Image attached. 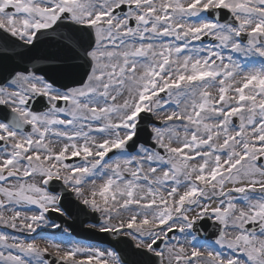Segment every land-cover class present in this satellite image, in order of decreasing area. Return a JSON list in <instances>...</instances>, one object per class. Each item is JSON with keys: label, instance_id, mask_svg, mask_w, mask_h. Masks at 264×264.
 I'll list each match as a JSON object with an SVG mask.
<instances>
[{"label": "snow or ice", "instance_id": "1", "mask_svg": "<svg viewBox=\"0 0 264 264\" xmlns=\"http://www.w3.org/2000/svg\"><path fill=\"white\" fill-rule=\"evenodd\" d=\"M0 264H264V0H0Z\"/></svg>", "mask_w": 264, "mask_h": 264}, {"label": "water", "instance_id": "2", "mask_svg": "<svg viewBox=\"0 0 264 264\" xmlns=\"http://www.w3.org/2000/svg\"><path fill=\"white\" fill-rule=\"evenodd\" d=\"M99 235V234H97ZM73 237H75V239L77 240H82V241H85V242H90V243H103L105 246H111V247H116V242L115 241H111L110 238L107 239V240H95V239H92L90 237H87L85 235H82V234H77L76 232L73 233Z\"/></svg>", "mask_w": 264, "mask_h": 264}]
</instances>
